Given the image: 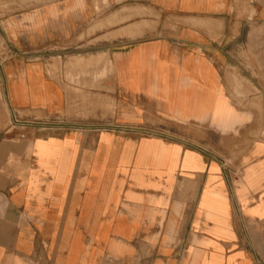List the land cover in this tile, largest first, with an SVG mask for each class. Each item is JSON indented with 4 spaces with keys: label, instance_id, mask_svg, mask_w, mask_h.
I'll return each mask as SVG.
<instances>
[{
    "label": "crops",
    "instance_id": "crops-1",
    "mask_svg": "<svg viewBox=\"0 0 264 264\" xmlns=\"http://www.w3.org/2000/svg\"><path fill=\"white\" fill-rule=\"evenodd\" d=\"M0 37V264H264V0H0Z\"/></svg>",
    "mask_w": 264,
    "mask_h": 264
},
{
    "label": "rangeland",
    "instance_id": "rangeland-1",
    "mask_svg": "<svg viewBox=\"0 0 264 264\" xmlns=\"http://www.w3.org/2000/svg\"><path fill=\"white\" fill-rule=\"evenodd\" d=\"M10 0H2V3L4 4V6L7 4H9ZM9 11V10H7ZM5 12V11H4ZM7 52H8V45L7 43L1 39L0 37V61L1 60H4L6 57H7ZM165 126L167 127H172V128H176V129H179V128H185L184 125L180 124V123H177V122H171V121H167L165 122ZM188 129H193L191 127H189ZM197 129V128H195Z\"/></svg>",
    "mask_w": 264,
    "mask_h": 264
},
{
    "label": "built area",
    "instance_id": "built-area-1",
    "mask_svg": "<svg viewBox=\"0 0 264 264\" xmlns=\"http://www.w3.org/2000/svg\"><path fill=\"white\" fill-rule=\"evenodd\" d=\"M140 132L145 134V135H152L153 134V131L146 130V129H140Z\"/></svg>",
    "mask_w": 264,
    "mask_h": 264
}]
</instances>
